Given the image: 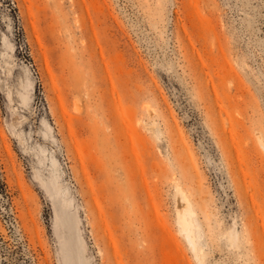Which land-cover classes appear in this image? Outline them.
I'll list each match as a JSON object with an SVG mask.
<instances>
[{"label": "rangeland", "instance_id": "obj_1", "mask_svg": "<svg viewBox=\"0 0 264 264\" xmlns=\"http://www.w3.org/2000/svg\"><path fill=\"white\" fill-rule=\"evenodd\" d=\"M75 233L86 264H264V0H0V264Z\"/></svg>", "mask_w": 264, "mask_h": 264}, {"label": "bare ground", "instance_id": "obj_2", "mask_svg": "<svg viewBox=\"0 0 264 264\" xmlns=\"http://www.w3.org/2000/svg\"><path fill=\"white\" fill-rule=\"evenodd\" d=\"M177 206L180 223L183 225L184 229L188 230L190 233L192 224V218H190V215L192 214V211L187 203L186 197L182 194L178 195L177 197ZM76 237V241L78 242H72L70 239L67 241V239L64 238L66 244L65 258L69 262V264H86L81 256L83 247L82 240L77 234Z\"/></svg>", "mask_w": 264, "mask_h": 264}]
</instances>
